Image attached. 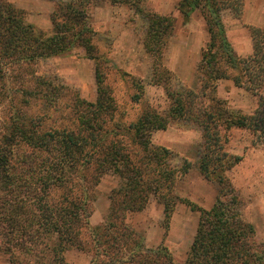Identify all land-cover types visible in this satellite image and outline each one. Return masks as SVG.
<instances>
[{
  "label": "trees",
  "instance_id": "obj_1",
  "mask_svg": "<svg viewBox=\"0 0 264 264\" xmlns=\"http://www.w3.org/2000/svg\"><path fill=\"white\" fill-rule=\"evenodd\" d=\"M90 1L57 0L51 17L53 34L46 36L26 20L23 10L0 0V90L7 88V69L14 65L35 64L76 49L95 62L97 84L95 102L76 95L69 124L44 131L42 123H23L12 138L0 140V254L9 264H67L65 254L72 249L90 254V264H264V243L257 241L255 227L244 219L242 201L229 178L242 156L230 154L225 140L226 131L239 128L250 130L264 143V29L247 27L253 52L241 57L227 35L224 15L231 12L240 19L242 0L179 1L176 8L185 22L201 12L210 39L197 67L198 90L174 88L168 83L171 76L164 55L175 20L146 13L144 46L153 59L152 82L165 87L170 107L163 114L144 106L136 120L124 121L126 113L119 112L106 83L107 61L94 44ZM110 1L139 4V0ZM221 80H231L256 96L255 112L234 111L218 99ZM132 84L136 91L131 100L142 103L144 86L134 78ZM172 120L202 129L197 165L207 180L221 186L210 209L183 200L200 213L184 262L176 261L164 244L146 247L126 222L130 212L144 211L152 197H159L167 236L176 205L182 201L172 194L174 183L194 165L184 160L181 167L172 166L173 151L153 143V134L166 130ZM107 174L119 176L120 185L111 193L104 222L93 226L95 188ZM59 189L63 200L54 203L52 193Z\"/></svg>",
  "mask_w": 264,
  "mask_h": 264
},
{
  "label": "rangeland",
  "instance_id": "obj_2",
  "mask_svg": "<svg viewBox=\"0 0 264 264\" xmlns=\"http://www.w3.org/2000/svg\"><path fill=\"white\" fill-rule=\"evenodd\" d=\"M23 10L26 20L46 36L53 34L52 13L57 0H6ZM181 0H139L137 6L113 5L110 0H91L87 9L89 21L95 32L102 60L107 61L106 83L111 88L119 112H125L124 121L136 120L144 106H151L166 114L170 100L163 85L152 82L153 59L147 53L144 40L148 27V12L171 16L175 20L164 55V65L170 73V85L198 90L197 67L202 52L210 39L206 21L200 11L192 14L188 22L177 10ZM242 17L226 12L224 21L227 35L241 57L252 54L253 47L248 26L264 29V0H242ZM10 79L7 88L0 90V140L12 138L21 124L31 126L42 123L44 131L61 123L69 124L70 109L76 95L95 102L97 84L95 62L82 49L41 60L35 64L18 65L7 69ZM144 86L142 103L131 100L136 89L132 79ZM35 91L36 95H31ZM29 92V93H27ZM216 97L243 114H252L258 107V98L241 89L231 80H221ZM20 118V119H19ZM26 119V120H24ZM57 119V120H56ZM56 120V121H54ZM153 143L171 149V165L181 167L184 160L194 165L174 183L173 196L179 197L170 229L165 235L164 206L159 197H152L142 212H130L126 222L146 247L157 248L164 244L175 260L184 262L196 235L200 213L183 202L210 209L216 202L221 186L207 180L199 171L197 159L202 150V129L194 124L172 120L168 128L153 134ZM226 150L242 156V161L229 171V178L242 201L244 219L256 229V238L264 243V143L248 129H231L225 132ZM120 185L119 176L107 174L95 188L94 212L90 218L93 226L104 222L111 204V193ZM63 200V190L52 193V202ZM67 264H90L92 256L76 249L66 252ZM0 264H9L0 254Z\"/></svg>",
  "mask_w": 264,
  "mask_h": 264
}]
</instances>
